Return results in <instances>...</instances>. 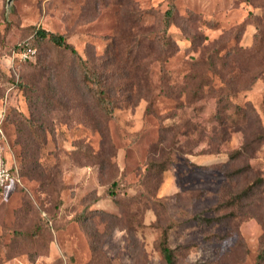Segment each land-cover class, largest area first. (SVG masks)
<instances>
[{
  "label": "rangeland",
  "instance_id": "374dc122",
  "mask_svg": "<svg viewBox=\"0 0 264 264\" xmlns=\"http://www.w3.org/2000/svg\"><path fill=\"white\" fill-rule=\"evenodd\" d=\"M38 28L104 67L113 117ZM0 100V264H165L166 227L177 264H264V0H0Z\"/></svg>",
  "mask_w": 264,
  "mask_h": 264
},
{
  "label": "trees",
  "instance_id": "16d2710c",
  "mask_svg": "<svg viewBox=\"0 0 264 264\" xmlns=\"http://www.w3.org/2000/svg\"><path fill=\"white\" fill-rule=\"evenodd\" d=\"M175 18H176V6L172 2L170 4V6L163 13V21H164V26L162 29L163 32L156 38V42L158 41L159 44L161 43L163 46H167V44H170L172 42L170 36L168 35V32H169V29H170L173 21L175 20ZM35 35L39 38H48L57 47L65 50V51H68L72 55V57L77 62V67L79 69V75L81 78L80 82L83 84L87 94L91 98L93 105L95 107H97L102 112L103 115H105L107 117H113L115 108L117 106H116L114 98L112 97L111 87L108 85L107 78L104 76V71H105L104 67H102L101 65L97 67L95 65V63L91 62L87 58H84L80 54V52L71 43H69L67 41L64 34L55 33L52 31H48L46 29L38 28L35 32ZM163 40H164V42H162ZM28 41H26V40L22 41L21 44L15 45L14 49L16 51H20L22 49V47L24 46V43H26V42L30 46L36 48L33 42H31V41L28 42ZM133 52L134 53H130V54L127 53V60H131L130 66H133L134 58L137 54L135 51H133ZM26 60L28 61V60H30V58H28ZM40 69H41V71L42 70L44 71L46 69V67H41ZM209 85L210 84L208 82H206L200 86L201 88L200 87L199 88H200V90H202L203 88H205ZM210 87H212V86H210ZM27 88H29V87L27 86ZM33 89H35V87H30L29 90L33 91ZM194 93L198 94V91H194ZM19 115L22 116V118L25 121H27V123H29L30 126H32L33 119H31L30 116H26V115H22V114H19ZM36 134H37L36 131L33 130V133H31V136L34 139H35V137L39 138V136H36ZM26 143H28V141ZM27 146L28 145H26V146L24 145V150H23V157H24L25 163L28 161H31V159L29 157H27V155H28V152L26 150ZM240 155H241L240 149L235 150L231 154L232 158H237ZM149 166L151 169L166 170L167 161H165V160L154 161V162L150 163ZM10 169L12 171L11 167H10ZM242 171H243V169L237 170L238 173H241ZM258 180H259L258 183H260L262 181V179H260V178ZM249 189H251V187H249L247 190L243 191L242 194L238 195V196L240 197V196L248 195ZM196 217L203 220V221H207V222H211L214 220V218H212V217L207 218V217H202L201 215H198ZM23 234L27 237H33V236L37 235L38 233L35 229H31V230L25 231ZM158 248H159V251L162 255V258L165 261V264H177L176 247H172L170 242H169V227H166L162 230L160 240L158 243ZM258 258L260 261L264 259V239H263L262 248H261V251H260Z\"/></svg>",
  "mask_w": 264,
  "mask_h": 264
},
{
  "label": "built area",
  "instance_id": "2783aa9c",
  "mask_svg": "<svg viewBox=\"0 0 264 264\" xmlns=\"http://www.w3.org/2000/svg\"><path fill=\"white\" fill-rule=\"evenodd\" d=\"M36 53V49L30 46L28 43H24V46L18 51L20 59L31 58ZM13 178V173L10 167L7 165L3 155L0 153V188L5 187Z\"/></svg>",
  "mask_w": 264,
  "mask_h": 264
},
{
  "label": "crops",
  "instance_id": "0c3cea01",
  "mask_svg": "<svg viewBox=\"0 0 264 264\" xmlns=\"http://www.w3.org/2000/svg\"><path fill=\"white\" fill-rule=\"evenodd\" d=\"M3 112H4V107H3L2 102L0 100V117L3 115Z\"/></svg>",
  "mask_w": 264,
  "mask_h": 264
},
{
  "label": "water",
  "instance_id": "95a60500",
  "mask_svg": "<svg viewBox=\"0 0 264 264\" xmlns=\"http://www.w3.org/2000/svg\"><path fill=\"white\" fill-rule=\"evenodd\" d=\"M13 0H7V9L9 10Z\"/></svg>",
  "mask_w": 264,
  "mask_h": 264
}]
</instances>
